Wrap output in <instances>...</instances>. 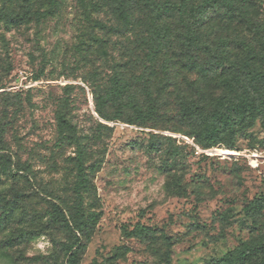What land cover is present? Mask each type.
Here are the masks:
<instances>
[{
    "label": "rangeland",
    "instance_id": "rangeland-1",
    "mask_svg": "<svg viewBox=\"0 0 264 264\" xmlns=\"http://www.w3.org/2000/svg\"><path fill=\"white\" fill-rule=\"evenodd\" d=\"M154 1L0 0V141L11 160L0 157V264H68L75 243L74 264H217L264 239V208L259 226L244 211L264 194V83L249 74L264 73V0ZM114 75L146 106L141 76L163 119L98 118L91 85L102 94ZM69 83L79 87L66 94ZM239 99L260 110L253 125L243 128L249 112L233 114L231 139L196 143L214 108ZM118 110L106 104L107 115ZM59 116L80 137L81 204ZM149 133L172 139L156 151ZM178 180L185 195L173 194ZM137 224L145 236L131 233Z\"/></svg>",
    "mask_w": 264,
    "mask_h": 264
},
{
    "label": "trees",
    "instance_id": "trees-1",
    "mask_svg": "<svg viewBox=\"0 0 264 264\" xmlns=\"http://www.w3.org/2000/svg\"><path fill=\"white\" fill-rule=\"evenodd\" d=\"M54 1V0H52ZM208 3H214L218 0H206ZM146 3L153 9H157L156 2L154 0H146ZM10 16L13 19H20V15H10L6 14L5 17ZM246 65H250L249 61L253 59L251 51L246 53ZM261 58L264 61V48L262 50ZM249 74L252 76L251 80H258L264 83V73L258 71H250ZM143 78L139 76L137 80L141 83V87L144 95L148 98V103L146 106H143L139 103L134 93L129 91L130 82L123 78L122 76L114 75L110 79L111 86L104 93H99L96 91L95 85L92 84L91 88L95 89L92 91V108L95 110V114L104 122H108L114 119L124 120L130 125L144 126L146 124H153L159 120H162L160 112L157 110L155 104V97L151 90L148 88L147 84L142 80ZM75 87H79L76 84H66L62 87L64 93L68 94L70 91H73ZM91 96V95H90ZM91 97V98H92ZM181 104H183L184 99H180ZM108 102H118L119 110L115 115L110 116L105 113V107ZM124 102V103H122ZM123 108L129 111V116L126 119H123ZM183 111L187 114H193L196 112L191 111V106L184 104L182 107ZM251 114L247 125H244L243 128L253 125L255 121V116L260 112L258 107L253 103L249 102L247 99H239L236 102L231 101L225 105V109L219 110L214 108L213 113L209 119V122L206 123L197 133L194 134V140L196 143L200 144L204 148H208L209 144L214 143L217 140H222L221 134H228V139H231L235 134V123L233 122V114H238L241 120H245L247 113ZM59 133L62 136L64 141L72 144L76 149V181L74 183L73 193L78 199V203H82L81 190L84 188L85 184V171H84V160L82 154V147L80 137L77 133L76 126L72 125L67 121L63 116H59ZM100 126L107 127L106 125L99 123ZM108 128V127H107ZM172 135H180V139L185 140L191 143L190 138L185 136L183 133L171 132ZM149 143L153 149L156 151L162 150L163 145L158 143L159 139H172L170 136H163L156 133H149ZM177 146V145H176ZM7 150V147L0 141V157L4 161L11 164V160L6 156L3 151ZM226 150V149H223ZM175 195H185L186 190L181 187V181H177L173 189ZM264 208V194L259 197L252 199L244 208L246 215L252 220V223L259 226L258 216L261 215V211ZM59 214L65 221V225L70 228L69 220H66L63 212L59 209ZM260 214V215H259ZM79 218L74 219V226L81 229V225L85 224V217L80 211L78 213ZM133 234L139 236H145L147 233L146 227L143 225L137 224L135 228L131 231ZM128 234V233H127ZM75 244H69L66 246L67 253V263H75ZM217 264H264V239H259L256 242H242L239 247L233 251L227 252L222 259L217 262Z\"/></svg>",
    "mask_w": 264,
    "mask_h": 264
}]
</instances>
